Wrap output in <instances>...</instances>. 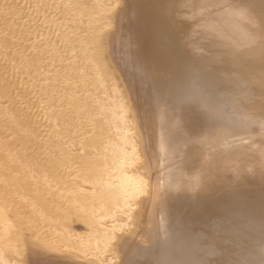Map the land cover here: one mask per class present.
Returning a JSON list of instances; mask_svg holds the SVG:
<instances>
[{"label": "bare ground", "instance_id": "obj_1", "mask_svg": "<svg viewBox=\"0 0 264 264\" xmlns=\"http://www.w3.org/2000/svg\"><path fill=\"white\" fill-rule=\"evenodd\" d=\"M0 264H264V0H0Z\"/></svg>", "mask_w": 264, "mask_h": 264}]
</instances>
